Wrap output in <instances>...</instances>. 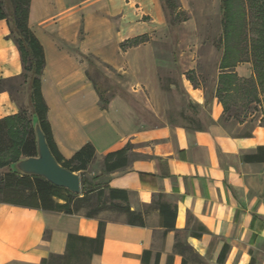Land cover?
<instances>
[{
	"label": "crops",
	"instance_id": "1",
	"mask_svg": "<svg viewBox=\"0 0 264 264\" xmlns=\"http://www.w3.org/2000/svg\"><path fill=\"white\" fill-rule=\"evenodd\" d=\"M180 1L191 13L206 7L203 0ZM28 22L45 50L42 90L60 152L70 158L92 143L96 158L89 175L126 190L145 225L107 210L87 217L0 201V264H47L52 255L64 256L53 264H183L184 255L175 250L177 233L206 264H220L227 244L223 264H264V203L255 183L264 162L243 159L264 146V125L226 120L218 97L187 78L198 61L195 15L171 24L161 0H31ZM10 34L1 19L0 79L24 73ZM96 71L111 85L105 87L107 108ZM235 71L249 78L252 64ZM174 72L182 73L193 103L178 114L176 84L168 78ZM21 104L0 92V119L18 114ZM128 144L129 164L105 173L104 157ZM161 202L177 209L175 228L170 211L161 213ZM101 221L104 241L97 252L92 239Z\"/></svg>",
	"mask_w": 264,
	"mask_h": 264
},
{
	"label": "trees",
	"instance_id": "2",
	"mask_svg": "<svg viewBox=\"0 0 264 264\" xmlns=\"http://www.w3.org/2000/svg\"><path fill=\"white\" fill-rule=\"evenodd\" d=\"M222 31L215 39V46L220 54L218 84L215 95L223 104L225 119L239 118L234 112V104L239 99L246 104L255 101L260 103L264 95V0H221ZM168 20L171 24L185 20L180 0H161ZM31 0H0V20L7 19L11 34L21 52L25 79L24 91L28 94L26 103H22L20 112L16 115L0 119V167L8 166L9 170L0 176L1 202L12 203L63 212L68 214L82 213L87 217H97L102 211H112L125 214L131 225H145L141 211L132 210L129 193L124 189L112 188L103 182H95L97 177H89L88 170L96 158V149L92 143H87L72 157L66 158L60 152L48 119V106L42 90V75L46 66V55L43 44L29 25ZM141 40L128 42L133 45ZM88 62L93 64V59ZM250 62L254 68L249 78L239 76L236 68L239 64ZM20 78L0 79V92L8 91L14 95L20 88L15 83ZM97 92L104 108L109 106V88L100 87L95 83ZM23 91V90H21ZM28 119V120H27ZM34 120H38L45 133L49 148L56 160L65 168L78 172L81 176L82 193H71L64 187H59L43 177L20 173L13 164L24 157L38 155L37 140L34 130ZM130 144L104 157V171L111 173L125 168L129 164ZM8 159L4 160V157ZM247 162H264V146H259L255 153L245 154ZM161 213L169 210L174 220L175 228L177 209L167 202L159 205ZM173 209V211H172ZM105 223L100 222V231L92 242L101 252L104 241ZM230 246L223 248L219 263L227 258ZM175 250L184 255L183 264L192 260L196 264H206L203 257L177 233ZM64 256L52 255L44 259V263L59 262ZM250 264H254V259Z\"/></svg>",
	"mask_w": 264,
	"mask_h": 264
},
{
	"label": "rangeland",
	"instance_id": "3",
	"mask_svg": "<svg viewBox=\"0 0 264 264\" xmlns=\"http://www.w3.org/2000/svg\"><path fill=\"white\" fill-rule=\"evenodd\" d=\"M206 3V7L204 10H199L197 12L191 13L188 10L184 11L182 17L191 18L195 15V19L197 22V30L198 35L195 37V42L198 45V61L196 64V68L193 70H189L185 72L187 78L192 82L194 86H199L205 89V91L214 96L216 91V85L218 84V74H219V62H220V54L215 46V39L219 36L222 31V13H221V0H203ZM182 5V4H181ZM176 24V23H174ZM172 53L175 57L179 56L180 52L177 47ZM98 70L100 68L96 66ZM102 69V66H101ZM252 70H254L252 66ZM101 71V70H100ZM101 73V72H100ZM94 76L96 80L101 84L102 87H110L108 81H106V77L100 75L97 71L94 72ZM169 79L175 81L176 92L174 94V102L176 105V113L181 109L184 110L187 105L193 106V103L190 101L188 97V93L183 86L182 83V73L174 72L173 76H168ZM19 86L20 91L15 92L14 95L19 99L22 103L27 102V96L25 95V79L24 77L20 78L16 83ZM165 88H167L164 85ZM23 90V91H21ZM261 102H251L250 104H246L245 100L239 99L238 103L234 104V112L239 114V118H230L234 119V121L245 122L249 121L251 123H260L264 125V95L261 94ZM179 116V115H178ZM226 117V114H225ZM181 118V117H180ZM28 120V119H27ZM228 120V119H227ZM248 133V132H247ZM8 159V157H4V160ZM9 170L8 166L0 167V176L6 173ZM89 177H93L87 174ZM256 187L257 192L260 193L259 198L264 203V173L262 175L256 176ZM2 194L0 193V197Z\"/></svg>",
	"mask_w": 264,
	"mask_h": 264
},
{
	"label": "water",
	"instance_id": "4",
	"mask_svg": "<svg viewBox=\"0 0 264 264\" xmlns=\"http://www.w3.org/2000/svg\"><path fill=\"white\" fill-rule=\"evenodd\" d=\"M38 155L24 157L13 164L20 173L43 177L56 186L64 187L71 193H82L81 176L61 165L51 152L45 133L38 120H34Z\"/></svg>",
	"mask_w": 264,
	"mask_h": 264
}]
</instances>
